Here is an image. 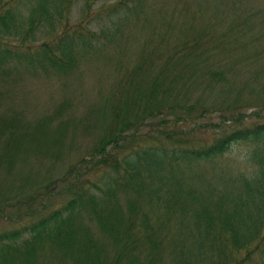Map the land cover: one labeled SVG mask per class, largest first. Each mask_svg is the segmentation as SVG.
Returning <instances> with one entry per match:
<instances>
[{
    "label": "trees",
    "instance_id": "obj_1",
    "mask_svg": "<svg viewBox=\"0 0 264 264\" xmlns=\"http://www.w3.org/2000/svg\"><path fill=\"white\" fill-rule=\"evenodd\" d=\"M75 1L0 0V95L4 77L17 72L21 62L34 71L69 73L80 51L106 40L94 22L143 2L114 0L95 10L96 0H81L79 16L71 21ZM177 45L182 55L190 46ZM145 65L131 69L130 79ZM136 106L126 108L125 119L114 107L107 138L93 143L77 163L47 175L42 185L37 167L56 158L63 121L48 135L47 117L29 124L20 115H0V194H18L17 206L25 207L12 216L16 225L0 230V264H264V118L229 128L220 122L209 142L197 144L181 137L182 131L166 129L158 141L134 145L129 140V146L106 148L118 138L116 130L155 115ZM246 141L252 143L242 155L249 171L232 177L226 172L219 188L190 183L203 176V163L214 165L232 143ZM26 143L33 161L24 160ZM86 157L90 165L81 174L87 177L72 179L66 198H51L47 184L65 180ZM102 168L118 176L122 202L113 187H99Z\"/></svg>",
    "mask_w": 264,
    "mask_h": 264
},
{
    "label": "rangeland",
    "instance_id": "obj_2",
    "mask_svg": "<svg viewBox=\"0 0 264 264\" xmlns=\"http://www.w3.org/2000/svg\"><path fill=\"white\" fill-rule=\"evenodd\" d=\"M113 1L96 0L92 7L96 10ZM80 5L81 0L72 3L71 21L78 18ZM140 6L129 5L118 17L94 22L106 40L80 51L69 73L56 76L50 71H34L21 62L17 72L4 77L0 115H20L29 124L47 117L48 135L63 121L58 128L61 137L56 158L43 159L37 167L41 185L47 175L59 174L69 162L77 163L93 143L107 138L114 107L124 112L122 119L129 117L126 108L136 104L155 115L116 130L114 137L118 138L111 139L108 149L114 143L129 146V140L134 145L158 141L166 129L174 134L182 131L181 137L197 144L209 142L221 128L220 122L229 128L264 118V0H143ZM180 43L190 44L186 54L176 52ZM139 63L146 64L145 68L131 72L135 75L131 80L129 71ZM152 102L159 104L150 106ZM251 145L248 141L232 143L214 165L203 163V176L190 183L199 189L208 187L206 183L219 188L226 172L232 177L249 171L250 162L242 155ZM32 149L26 143L24 160H34ZM88 165L86 157L74 173L47 184L44 190L55 200L66 198L67 186L73 190L72 179L86 178L81 173ZM103 168L97 172L104 177L99 187L104 191L113 187L122 202L124 194L115 185L118 176L104 173ZM2 192L0 230L16 225L19 221L12 216L23 207L17 206L18 194ZM170 221L172 218L164 219L163 225Z\"/></svg>",
    "mask_w": 264,
    "mask_h": 264
}]
</instances>
